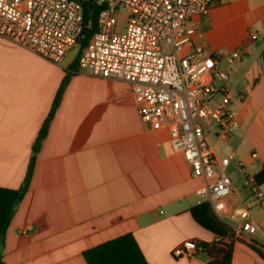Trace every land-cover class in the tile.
Listing matches in <instances>:
<instances>
[{
  "label": "crops",
  "instance_id": "1",
  "mask_svg": "<svg viewBox=\"0 0 264 264\" xmlns=\"http://www.w3.org/2000/svg\"><path fill=\"white\" fill-rule=\"evenodd\" d=\"M186 34L183 51L200 47L219 56L222 67L226 53L245 49L225 82L238 128L227 138L216 128L206 135L217 158L234 154L225 169L233 190L220 218L234 233L231 209L250 201L236 162L253 174L264 168V0H212L207 14L191 17ZM65 58L54 63L0 37V186L21 184L35 136L71 67L73 59ZM74 68L6 229L4 264H87L83 250L126 232L148 264H207L202 252L172 255L186 239L217 240L190 212L205 200L197 194L203 178L191 175L166 129L141 120L125 80ZM230 264L264 261L240 239Z\"/></svg>",
  "mask_w": 264,
  "mask_h": 264
},
{
  "label": "built area",
  "instance_id": "2",
  "mask_svg": "<svg viewBox=\"0 0 264 264\" xmlns=\"http://www.w3.org/2000/svg\"><path fill=\"white\" fill-rule=\"evenodd\" d=\"M96 3L97 28L83 48L78 66L101 77L125 80L141 120L150 129H166L173 148L187 160L191 175L203 178L197 189L200 202L207 201L222 218L233 182L226 167L230 151L217 158L206 139L217 129L220 138L238 128L237 111L232 107L226 85L230 66L244 52L237 48L223 57L202 55L201 48L185 52L189 41L186 28L194 15H205L212 0H0V37L58 63L76 43L83 27L82 2ZM122 7L128 13L123 32L116 31L115 16ZM250 39L256 38L251 32ZM170 44L171 51L164 49ZM264 72V63L261 62ZM243 98V93L239 94ZM254 155V153H252ZM235 170L247 191L249 204L236 205L238 218L234 236L264 246V186L238 160ZM254 211L261 214L255 219ZM201 252L196 239H186L172 255L192 256Z\"/></svg>",
  "mask_w": 264,
  "mask_h": 264
},
{
  "label": "trees",
  "instance_id": "3",
  "mask_svg": "<svg viewBox=\"0 0 264 264\" xmlns=\"http://www.w3.org/2000/svg\"><path fill=\"white\" fill-rule=\"evenodd\" d=\"M98 9L99 7L96 3L90 4L86 1L82 2L83 27L75 43L77 45L75 56L71 62V67H68L65 71V75L55 92L50 108L43 118L35 136L32 144V152L21 184L18 187L0 186V264H4L2 251L6 229L17 204L21 201L28 188L36 153L40 148L42 139L47 133L65 85L70 76L75 72L76 69L74 67H78L79 56L91 34L97 28L96 16ZM254 176L259 183H264V168L255 173ZM190 212L199 225L211 231L217 237V240L210 242L199 241L201 252L208 258L207 264H230L233 244L236 240L240 239L234 236L233 231L230 230L226 222L214 214L207 201L192 206ZM244 243L264 261L263 245L253 240L244 241ZM82 255L87 264H148L134 236L130 232L120 234L89 247L83 250Z\"/></svg>",
  "mask_w": 264,
  "mask_h": 264
},
{
  "label": "rangeland",
  "instance_id": "4",
  "mask_svg": "<svg viewBox=\"0 0 264 264\" xmlns=\"http://www.w3.org/2000/svg\"><path fill=\"white\" fill-rule=\"evenodd\" d=\"M127 19H128V13L126 12V10L122 7H120L118 9V12L115 16V20H116V31L117 32H123L125 30V26H126V23H127ZM76 49H77V45L74 44V46H72L69 51L67 52L66 54V58H65V61L67 60H72L75 56V53H76ZM164 49L169 52L171 51V46L170 44H167V43H164ZM202 55H206L205 53H203ZM235 63H233L231 66H233ZM254 213V216H255V219L258 220L261 216L260 213H258L257 211L253 212Z\"/></svg>",
  "mask_w": 264,
  "mask_h": 264
}]
</instances>
